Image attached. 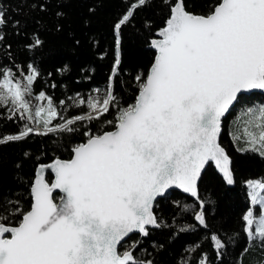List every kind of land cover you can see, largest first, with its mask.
Wrapping results in <instances>:
<instances>
[{
    "label": "snow or ice",
    "instance_id": "1",
    "mask_svg": "<svg viewBox=\"0 0 264 264\" xmlns=\"http://www.w3.org/2000/svg\"><path fill=\"white\" fill-rule=\"evenodd\" d=\"M151 2L133 0L114 23L117 57L103 93L94 89L87 98L69 97L73 107L87 109L82 115L66 118L44 91L33 95L40 77L33 64L15 65L16 71L0 67V107L10 113L9 120L22 122L18 134L4 135L0 145L33 135H71L78 125L102 120L116 108L114 118L104 121L113 130H86L69 159L37 166L29 210L18 202L0 203V264H153L134 255L139 241L124 251L119 247L130 234L146 238L150 228L161 227L154 211L158 197L181 190L199 210L179 202L176 207L181 213L194 211V220L207 227L199 187L205 166L214 162L226 184H234L230 157L218 138L222 118L239 94L264 90V0H213L203 15L187 11L184 0H161L169 11L158 38L150 41L152 66L146 76L134 78V103L120 107L115 93L120 33ZM6 25L0 4V44ZM42 44L36 37L29 47ZM245 115L243 137L236 139L247 145L243 151L264 157V105L248 108ZM48 171L54 174L51 182L45 179ZM246 183L256 207L243 215V231L249 245L264 247V179ZM57 192L62 194L58 203ZM210 242L219 259L225 243L218 234ZM197 264H210L207 253Z\"/></svg>",
    "mask_w": 264,
    "mask_h": 264
},
{
    "label": "trees",
    "instance_id": "2",
    "mask_svg": "<svg viewBox=\"0 0 264 264\" xmlns=\"http://www.w3.org/2000/svg\"><path fill=\"white\" fill-rule=\"evenodd\" d=\"M132 2L0 0L7 18L3 28L5 40L0 44V67H12L16 71L15 65L23 68L33 64L40 72L33 94L44 91L51 96L66 118L82 115L87 109L73 107L74 101L69 97L75 98L79 93L87 98L96 94L94 89L103 93L117 57L113 25ZM184 3L187 11L203 15L213 0H184ZM40 5L44 6L43 10ZM168 11L161 0H152L149 6L138 9L134 19L122 28L120 64L115 77L120 107L134 103L138 94L134 78L149 72L155 57L150 41L164 26ZM36 37L43 44L32 49L29 44ZM53 84L55 88L51 87ZM61 100L65 101V106L59 105ZM242 103H264V93L240 98L223 120L221 145L232 159L234 184L227 185L214 166L206 170L200 183V195L206 204L207 227L194 220V211L181 213L175 202L191 210H199L198 205L188 195L173 191L156 205L155 214L161 227L150 229L146 238L133 235L120 251L133 241H139L134 255L151 260L153 264H197L204 253L210 264H264V247L259 243L249 245L243 231L242 217L249 207H255L251 205L246 182L264 179V157L257 152L243 151L247 145L242 138L239 142L236 139L243 137L246 121L244 115H235ZM115 114L116 108H113L102 120L78 125L79 131L71 135H33L23 142L0 145V203L18 202L20 209L29 210L37 166L49 164L57 157L69 159L71 148L85 141L83 132L86 130L96 134L113 130L104 121L112 120ZM9 115L6 108L0 107V138L18 134L22 127V122L9 120ZM48 181H52L51 176ZM212 234H218L226 245L219 259L210 242ZM245 248L248 251L245 252Z\"/></svg>",
    "mask_w": 264,
    "mask_h": 264
},
{
    "label": "water",
    "instance_id": "3",
    "mask_svg": "<svg viewBox=\"0 0 264 264\" xmlns=\"http://www.w3.org/2000/svg\"><path fill=\"white\" fill-rule=\"evenodd\" d=\"M155 38H158L157 37V35H156V37ZM153 49V48H152ZM262 93H264V90H249V91H247V92H244V93H242V94H239V96H238V100L236 101V102H234V104L232 105V106H230V108H229V111L225 114V116L222 118V122H221V132H220V136H219V138H218V142L220 143V145H221V135H222V124H223V120L224 119H226L229 115H230V113H231V111L235 108V106L237 105V103L239 102V100H240V98H242V97H245V96H252V95H255V94H262ZM221 147H222V145H221ZM226 151V150H225ZM227 153V152H226ZM230 160H231V169H232V172H233V167H232V159L230 158ZM209 166H214L215 168H216V166H215V164H214V162H209V164L208 165H206L205 166V169L202 171V174H201V179H200V181H199V187H200V183H201V180H202V178H203V175L205 174V172H206V170L208 169V167ZM216 170L219 172V170L216 168ZM220 173V172H219ZM221 174V173H220ZM45 179L46 180H48V177L49 176H51L52 177V180L54 179V174L53 173H51L50 171H48V172H46L45 174ZM222 175V174H221ZM223 177V176H222ZM233 178H234V174H233ZM233 185V184H232ZM173 191H179V192H182L181 190H179V189H175V188H173V189H170V190H168V192L164 195V196H162V197H158L157 198V200H156V202H155V204H154V211H155V208H156V205H157V203L161 200V199H163V198H165V197H167L171 192H173ZM183 193V192H182ZM54 195L56 196V198L58 197V199L56 200V202L58 203L59 202V196L60 195H62L61 193H54ZM187 195V194H186ZM190 197V196H189ZM193 199V198H192ZM150 229H154V228H150ZM133 235H135V234H130V237L129 238H126V240L124 241V242H122V246L133 236ZM122 246H120L119 247V250H120V248L122 247Z\"/></svg>",
    "mask_w": 264,
    "mask_h": 264
},
{
    "label": "rangeland",
    "instance_id": "4",
    "mask_svg": "<svg viewBox=\"0 0 264 264\" xmlns=\"http://www.w3.org/2000/svg\"><path fill=\"white\" fill-rule=\"evenodd\" d=\"M34 95V94H33ZM35 96V95H34ZM34 103H35V101H33ZM261 105H264V103H257V104H253V103H248V104H246V103H242L240 106H239V108L237 109V111H236V113H235V115L237 116V115H244V117H246V120L248 119V117L245 115V113H246V110L248 109V108H254V107H259V106H261ZM245 127V124L243 125V128ZM57 199H58V197H57ZM56 199V200H57ZM256 207V206H255Z\"/></svg>",
    "mask_w": 264,
    "mask_h": 264
}]
</instances>
